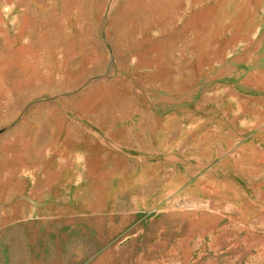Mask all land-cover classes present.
Here are the masks:
<instances>
[{"label":"rangeland","instance_id":"obj_1","mask_svg":"<svg viewBox=\"0 0 264 264\" xmlns=\"http://www.w3.org/2000/svg\"><path fill=\"white\" fill-rule=\"evenodd\" d=\"M0 264H264V0H0Z\"/></svg>","mask_w":264,"mask_h":264}]
</instances>
